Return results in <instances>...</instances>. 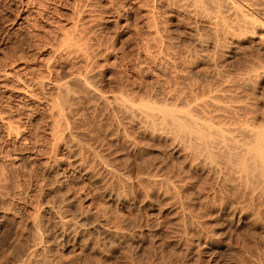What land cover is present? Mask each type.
Segmentation results:
<instances>
[{
  "label": "rangeland",
  "instance_id": "1",
  "mask_svg": "<svg viewBox=\"0 0 264 264\" xmlns=\"http://www.w3.org/2000/svg\"><path fill=\"white\" fill-rule=\"evenodd\" d=\"M211 1L201 5L214 20L200 19L194 0H0V69L10 71L0 76V115L17 127L9 134L0 122V264H264V193H256L259 187L247 188L234 176L226 182L197 160L196 169L194 156L175 149L172 141L153 139V127L141 128L113 104V95L121 92V98L137 104H171L169 95L175 93L186 106L215 94L220 104L240 105L243 118L252 116L248 119L260 124L264 27H246L225 1ZM242 6L264 22V0H245ZM210 22L220 32L210 29ZM78 74L112 103L70 85L73 92L80 90L72 102L64 101L67 123L84 147L80 152L62 138L65 148L57 151L51 106L62 98L53 82ZM66 147L73 150L70 156ZM94 153L108 168L93 160ZM74 156L85 159V166H78ZM145 172L170 182L155 186ZM115 196L125 203L114 201ZM201 234L228 249L187 254Z\"/></svg>",
  "mask_w": 264,
  "mask_h": 264
},
{
  "label": "bare ground",
  "instance_id": "2",
  "mask_svg": "<svg viewBox=\"0 0 264 264\" xmlns=\"http://www.w3.org/2000/svg\"><path fill=\"white\" fill-rule=\"evenodd\" d=\"M205 1H208L209 2V0H194V2L192 3V6H193V9L195 10V12L194 13H196V14H198V15H200L199 16V18L200 17H203V18H205V20L207 19V20H212L213 18H214V16H210V15H208L207 13H206V10L204 9L205 7H203L202 5H201V3L204 5L205 3H203V2H205ZM223 1H225L229 6H231V9H233L234 11H236L239 15H241L240 17H242L241 19H242V21H243V23H244V25L246 26V27H250V28H252V29H260V28H263L264 27V22L263 21H261V20H259V19H256V18H253L252 16H250V14L246 11V10H244L243 9V7L244 6H242L243 5V3L245 2V0H223ZM208 2H206V3H208ZM214 2V0H212L211 1V3H213ZM219 2H220V0H219ZM247 2V1H246ZM221 3H222V1H221ZM225 3V4H226ZM224 5V4H223ZM227 5V7H229ZM191 6V5H190ZM226 6V5H225ZM215 9H216V7H215ZM213 10V9H212ZM215 11V10H214ZM218 11V10H217ZM234 14H236V13H234ZM197 15V16H198ZM196 16V15H195ZM195 16L193 17L194 19H195ZM235 16V15H234ZM220 17V16H219ZM218 16L216 17V18H219ZM198 17H196V19H197ZM198 18V19H199ZM201 19V18H200ZM221 19V18H220ZM204 20V19H203ZM214 20V19H213ZM198 21V20H197ZM201 22V21H200ZM209 22V21H208ZM237 22V21H236ZM214 23H216V22H214ZM206 24V23H205ZM215 26H216V24H214ZM242 25V24H241ZM210 27H208V28H210V29H212V30H214L215 32H218L219 30V28H216V27H214V26H212V24H211V22H210V25H209ZM243 26V25H242ZM242 28H244V27H242ZM218 31H217V30ZM251 29V30H252ZM247 31H249V30H247ZM214 32V33H215ZM220 32V31H219ZM255 33V32H254ZM67 35V34H66ZM214 36H216V37H218L217 35H214ZM234 35H232V36H229L230 37V39H234L235 37H233ZM215 37V39H217ZM224 37H226V36H224ZM229 37H227V38H229ZM214 38V37H213ZM71 39V38H70ZM196 41H201L202 39L201 38H197L196 37ZM214 39V43L215 42H217V41H219V40H215ZM195 40V39H194ZM210 40H211V38H210ZM213 40V39H212ZM225 40H227V39H225ZM75 41V40H74ZM204 41V40H203ZM71 43H73V42H71ZM207 43V42H206ZM213 42H212V45L214 44ZM218 43V42H217ZM222 43V42H221ZM262 43V42H261ZM84 44V43H83ZM208 45H209V43H207ZM73 45V44H72ZM219 45V44H218ZM79 48V47H78ZM84 50V49H83ZM65 52V51H64ZM2 60V59H1ZM15 62V61H14ZM2 66V65H1ZM0 66V67H1ZM10 71H8L7 69H4V67H3V69H0V76H7L8 74H9V76H10V73H9ZM79 72V71H78ZM14 75V74H13ZM12 75V76H13ZM70 76V75H69ZM22 78V77H21ZM26 78V77H25ZM20 79V78H19ZM22 80V79H21ZM20 80V81H21ZM40 80H42L43 81V79H40ZM65 81H62V82H53L54 84V86H55V88H54V90L56 89L57 90V93H58V95L60 96V100H61V98H62V100H63V102H62V100L60 101V102H58L59 100H58V98H57V96L58 95H56L55 97H53L54 99L55 98H57L55 101L56 102H54L53 103V101H52V105L53 106H51L52 107V109L54 110V113L52 114V112H53V110L51 109V114H52V116L51 117H53V119L51 118V120H53V133H52V129H51V133H52V136H53V138L52 139H54V144L52 143V146L54 147L55 146V144H56V146L55 147H57V151L60 149H63L62 147H64V143H62V138H68V139H70V141H71V143L76 147V150L77 149H79L78 151H80L81 149H83V147H84V144H82V142L80 141V138H78V137H76L77 136V134H76V136L73 134V132H72V129L69 127V124L67 123L68 122V120H67V116H66V112H68L69 113V111H66L68 108H69V106H68V101L67 102H64L65 100H69V99H71V102H72V98H74V96H76L75 95V92L76 91H78L79 92V90H76L75 92H73L74 90L72 89L73 87H71L70 85H72L73 83L74 84H77V85H81L80 87L81 88H83V89H85L87 92H90L92 95L94 94L96 97H98L99 98V100L103 103V101L105 102L109 97H107L106 98V96L102 93V91H99V90H97V89H95L94 88V86H92L93 85V83H92V85H91V83L89 82V79L87 80V78H84L82 75L80 76V74H78V75H72L71 77H68V80H66V79H64ZM35 81V80H34ZM42 81H40V82H42ZM37 82V81H36ZM38 82H39V80H38ZM37 82V83H38ZM46 83V82H45ZM48 83H50V81L48 82ZM23 84V83H22ZM43 84V83H42ZM42 84L40 83L39 85H41L42 86ZM47 84V83H46ZM52 84V83H51ZM25 85V84H24ZM23 85V86H24ZM77 85L75 86V87H77ZM38 87V86H37ZM23 89H24V87H22ZM25 88H28V86H26ZM21 89V88H20ZM22 89V90H23ZM28 89H30V88H28ZM76 89H78V88H76ZM82 89V90H83ZM21 90V91H22ZM35 90V89H34ZM82 91L84 94H85V92L86 91ZM28 91V90H27ZM30 91H32V89L30 90ZM26 92V91H25ZM86 92V93H87ZM172 92V91H171ZM173 92H176L175 90H173ZM172 92V93H173ZM22 93V92H21ZM27 93H29V91L27 92ZM77 93V92H76ZM82 93V94H83ZM122 93V92H121ZM120 93V95H118L119 97H117V95H113L114 97L113 98H115V96H116V101H114L113 102V104L116 102L117 104H118V107L119 108H121L122 109V111L124 110V114L127 116V118L129 117L130 119H131V121L133 120V118L138 122L137 124L139 125L140 124V127L142 128L144 125H146V126H151V127H153L154 129L152 130L153 132L151 133L152 134V138H153V136H154V138L155 137H157V138H159L158 140H160V139H163L165 142L166 141H169L168 143H170L171 141L175 144V146L177 147V148H175V149H180V150H183L184 152H185V155H187V157H188V155H190V156H194L195 157V159H194V164L196 163V161L195 160H197L198 162L197 163H199V165H202L201 167H204L206 170H209L210 172H213V173H215V174H217L218 175V177L219 178H222L224 181L226 180V182L229 180L230 181V179H228V178H230L231 176H234V177H232V178H237V180L239 179L240 181L242 180V182L240 183V184H243L244 185V183L245 184H247V188H250L249 187V185H251V187L253 188L254 186H258L259 188L258 189H260L258 192H256L257 194L259 193V192H263L264 193V113L260 116V124H257L256 123V120L255 121H251V120H254V119H251L252 118V116H250V117H248V118H250L251 120H249L248 118H246L245 116L248 114H246V115H244L245 113L243 112V115H244V117L245 118H243L242 117V115H241V111H240V113L238 112V110L239 109H241L242 107L240 106V105H238V106H235V105H227V104H225V105H223V103L221 102V104H220V101H217L218 99L216 98V96H218V95H216L215 96V94H213L214 95V97H212L211 95H209V96H211V97H207V99H204V97L203 98H199V100L200 99H202V100H200V101H197V99L196 100H194V101H196L195 103H192L191 101V103L192 104H190V103H186L187 104V106L183 103V101H181L180 99H177V100H175V98L176 97H178V96H180V95H176L175 93L174 94H172V95H169L170 93H168V95L170 96V98L169 99H172V98H174V100L172 99V102H171V104L169 103V104H167L166 102V99H164V101H166L165 103L162 101V100H159V101H161V102H163V103H161V102H159V103H161V104H159V103H157V102H153V100H151L152 102H150V101H148L147 99H145V100H147V102H143V101H141L140 100V98L139 99H137V101H139L138 102V104H137V102H133V101H131V102H133V103H128L127 102V100H128V97L126 98L125 96V99H123V98H121V97H123V96H121V95H123V94H121ZM24 94V93H23ZM26 94V93H25ZM211 94V93H210ZM27 95V94H26ZM80 95V94H79ZM86 95V94H85ZM87 95H89L88 93H87ZM86 95V96H87ZM93 95V96H94ZM28 96H29V94H28ZM83 96V95H82ZM136 96V95H135ZM173 96V97H172ZM176 96V97H175ZM205 96V95H204ZM77 97V96H76ZM141 97V96H140ZM144 97V96H143ZM167 97V96H166ZM172 97V98H171ZM97 98V99H98ZM149 98H151L150 96H149ZM180 98L182 99V96H180ZM27 99V98H26ZM53 99V100H54ZM133 98H131V100H132ZM136 99V98H135ZM134 99V100H135ZM142 99V98H141ZM217 99V100H216ZM110 100V99H109ZM109 100H107V102L109 101ZM150 100V99H149ZM157 100V99H156ZM179 100V103L178 104H182L183 106H185V107H182V105L181 106H179V105H176V104H174V103H176L175 101H178ZM183 100V99H182ZM192 100V99H191ZM70 101V100H69ZM111 101V100H110ZM109 101V102H110ZM155 101V100H154ZM158 101V100H157ZM186 101V100H185ZM108 102V103H109ZM170 102V101H169ZM181 102V103H180ZM187 102V101H186ZM67 103V104H66ZM106 103V102H105ZM105 103H103V104H105ZM111 103H112V101H111ZM111 103H109V104H111ZM115 103V104H116ZM172 103L174 104V106L172 105ZM69 104H70V102H69ZM107 104V103H106ZM112 104V105H113ZM116 104V105H117ZM162 104H164V105H162ZM190 104V105H189ZM242 105V104H241ZM240 106V107H239ZM72 107V106H71ZM70 107V108H71ZM113 107H114V105H113ZM117 107V108H118ZM211 107V109L212 110H215V111H212L211 109H209V110H206L207 108H210ZM115 108H116V106H115ZM118 108V109H119ZM73 109V108H72ZM121 109H119V111H121ZM244 109V108H243ZM211 110V112L210 113H205V112H207V111H210ZM216 110L217 111H221L222 110V112H224V113H219V112H216ZM121 111V112H122ZM120 112V113H121ZM213 112H216V113H213ZM246 112V111H245ZM4 113V112H3ZM67 113V114H68ZM123 114V113H122ZM121 114V115H122ZM50 115V114H49ZM251 115V114H250ZM65 116H66V118H65ZM124 116V115H123ZM258 116V115H257ZM3 117L4 116H1L0 115V122H1V124H3L6 128H7V130L6 131H9V134L10 133H14V131L17 129V127L15 128L13 125H12V123H10V122H8V121H5V119H3ZM71 117V116H70ZM117 117V116H116ZM125 117V116H124ZM128 118V119H129ZM253 118H256L255 116L253 117ZM118 119V118H117ZM10 120V119H9ZM257 120L259 121V119L257 118ZM134 121V120H133ZM71 122V121H70ZM119 122V121H118ZM15 123V122H14ZM120 123V122H119ZM118 123V124H119ZM133 123V122H132ZM134 123H136V122H134ZM50 124H51V122H50ZM143 126H142V125ZM158 124V125H157ZM52 125V124H51ZM137 125V126H138ZM16 126V125H15ZM145 126V127H146ZM155 126V127H154ZM119 127H120V125H119ZM139 127V126H138ZM147 127V128H148ZM121 128V127H120ZM3 129V128H2ZM119 129V128H118ZM151 129V128H150ZM149 129V130H150ZM4 130V129H3ZM125 130V129H124ZM149 130H147V131H149ZM74 131V130H73ZM140 131H143L142 129L140 130ZM145 131V130H144ZM151 131V130H150ZM5 132V131H4ZM119 133V132H118ZM145 132H143V134H144ZM7 134H8V132H7ZM8 134V135H9ZM142 134V135H143ZM145 134H147V133H145ZM144 134V135H145ZM148 134H149V132H148ZM7 135V136H8ZM11 136V135H10ZM148 137H150L149 135H147ZM146 136V137H147ZM51 137V136H50ZM127 137V136H126ZM153 138V139H154ZM156 138V139H157ZM127 139V138H126ZM155 139V140H156ZM65 140V139H64ZM157 140V141H158ZM52 141V140H51ZM171 142V143H172ZM162 143H164V142H162ZM168 143H167V145L166 146H168ZM170 145H172V144H170ZM90 146V145H89ZM173 147V146H172ZM65 148V147H64ZM67 148V147H66ZM174 148V147H173ZM85 149H87V148H85ZM92 149V148H91ZM174 149V150H175ZM67 151L69 150L68 148L66 149ZM66 150H64L65 151V153H66ZM70 151H73V150H69V152H67L68 153V155L70 156ZM77 151V152H78ZM82 151V150H81ZM80 151V152H81ZM171 151H173L172 149H171ZM183 151H180V152H183ZM76 151L74 150V153H75ZM79 152V153H80ZM91 152V151H90ZM92 152H94V151H92ZM176 152V151H175ZM174 152V153H175ZM177 152H179L178 150H177ZM177 152H176V154H177ZM54 153H56V151L54 150ZM59 153V152H58ZM61 153H62V151H61ZM72 153V152H71ZM74 153L71 155L72 157H73V155H74ZM63 154H64V152H63ZM82 154V153H81ZM80 154V155H81ZM175 154V155H176ZM180 154V153H179ZM184 154V153H183ZM183 154H182V156H183ZM65 155V154H64ZM67 155V156H68ZM90 155H92V154H90ZM100 154H96V153H94L93 154V160L95 159L97 162H98V164L100 165L101 164V168H108V166H107V164L105 163V161L102 159V157L101 156H99ZM63 156V155H62ZM68 156V157H69ZM177 156V155H176ZM54 157V156H53ZM61 157V156H60ZM71 157V158H72ZM76 156H74V158H75ZM78 158H79V156H77ZM76 157V158H77ZM83 157V156H82ZM91 157V156H90ZM186 157V156H185ZM184 157V158H185ZM52 158V157H51ZM55 158V157H54ZM57 158V157H56ZM66 158V157H65ZM70 158V157H69ZM68 158V159H69ZM71 158L69 159L70 161H75L73 158V160H71ZM75 158V159H76ZM87 158V157H86ZM181 158V157H180ZM183 158V159H184ZM63 160H64V157L62 158ZM83 158H79V159H77V162L79 163V165L77 164V162H76V167H77V165L78 166H80V167H84L85 165H84V163H83V160H85V159H83ZM55 160V159H54ZM53 160V161H54ZM61 160V159H60ZM59 160V161H60ZM186 160V159H185ZM190 160V159H189ZM192 160V159H191ZM190 160V161H191ZM62 161V160H61ZM86 161H87V159H86ZM55 162V161H54ZM57 162V161H56ZM64 163H65V161H63ZM95 162V161H94ZM187 162H188V159H187ZM192 162V161H191ZM63 163V164H64ZM74 163V162H73ZM96 163V162H95ZM60 164V163H59ZM67 164V163H66ZM188 164V163H187ZM48 165H50V164H47V166ZM62 165V164H61ZM68 165L70 166V165H72V164H69L68 163ZM199 165L197 166L198 168H199ZM73 166H74V164H73ZM87 166V165H86ZM103 166V167H102ZM188 166H190V164L188 165ZM192 168H193V163H192ZM190 166V167H191ZM195 166V168H196V164L194 165ZM48 167H50V171L52 172L53 171V166H48ZM47 167V168H48ZM55 168H56V166H54ZM189 167V168H190ZM77 168H79V167H77ZM86 168V167H85ZM91 168V167H90ZM89 167H88V171H90L91 169H90ZM188 168V169H189ZM49 169V168H48ZM47 169V170H48ZM93 169V168H92ZM197 169V168H196ZM195 169V171H198V170H196ZM202 169V168H201ZM204 169V170H205ZM109 172H111V171H113V169L111 170V169H107ZM149 170V169H148ZM190 171L192 170V169H189ZM87 171V170H86ZM85 171V172H86ZM195 171H193V172H195ZM200 171V170H199ZM48 172V171H47ZM46 172V173H47ZM54 172V171H53ZM56 172V171H55ZM92 172V171H91ZM201 172V171H200ZM205 172V171H204ZM96 173V172H95ZM94 173V174H95ZM49 174V173H48ZM90 174V173H89ZM93 174V175H94ZM117 174H119V173H117ZM147 173L145 172V178H147V180H148V182H149V180H151L153 183H155V186L158 184L159 186L160 185H165V184H168L169 182H168V180L166 179V178H161V177H158V176H153V177H151L152 175H146ZM212 174V173H211ZM92 175V174H91ZM90 175V176H91ZM96 175V174H95ZM95 175H94V177H95ZM158 175V174H157ZM162 175V174H161ZM166 175V174H165ZM207 176V175H206ZM140 177H142V176H140ZM139 177V178H140ZM93 177H91V179H92ZM210 178V177H209ZM212 178V177H211ZM94 179V178H93ZM221 179V180H222ZM228 179V180H227ZM96 180V179H95ZM94 180V181H95ZM98 180V179H97ZM96 180V181H97ZM118 180V179H117ZM142 180H143V178H142ZM222 180V181H223ZM235 180V179H234ZM238 180V181H239ZM243 180H245L244 181V183H243ZM95 181V182H96ZM150 181V182H151ZM216 181V179L214 180V182ZM220 181V180H219ZM218 181V183H220ZM238 181H236L237 183L236 184H238V185H240L239 183H238ZM98 182V181H97ZM147 182V183H148ZM149 182V183H150ZM191 182L192 181H190V184H191ZM208 182V181H207ZM226 182H223V184H225ZM233 182V181H232ZM232 182H231V184H232ZM235 182V181H234ZM148 183V184H149ZM186 183H188L189 184V182H186ZM193 183V182H192ZM194 184V183H193ZM222 184V183H221ZM230 184V185H231ZM140 185V184H139ZM144 185V184H143ZM150 185V184H149ZM152 185L153 184H151V187H152ZM171 185V184H170ZM169 185V186H170ZM184 184H182V186H183ZM186 185V184H185ZM226 185H229V182H228V184H226ZM229 185V186H230ZM234 185V184H233ZM253 185V186H252ZM107 186V185H106ZM154 186V187H155ZM168 186V185H167ZM169 186H168V188H169ZM172 187H173V185H171ZM171 186H170V188H171ZM192 186V185H191ZM211 186V185H210ZM223 186V185H222ZM225 186V185H224ZM235 186H237V185H235ZM151 187H150V189H151ZM165 187V186H164ZM163 187V188H164ZM213 187V186H212ZM238 187V186H237ZM239 187H241V186H239ZM245 187V186H244ZM244 187H242V188H240L241 190H243V188ZM156 188V187H155ZM161 188V187H160ZM159 188V189H160ZM167 187H165V189H166ZM227 188H228V186H227ZM231 189H233V188H236V187H230ZM255 188V187H254ZM143 189V188H142ZM146 189V188H145ZM154 188H152V190H153ZM158 189V188H157ZM174 189V188H173ZM239 189V190H240ZM257 189V190H258ZM107 190V189H106ZM110 190H112V189H110ZM109 190V191H110ZM163 190V189H162ZM168 190H170V189H168ZM167 190V191H168ZM177 190V189H176ZM245 190H247L246 188L244 189V191ZM108 191V190H107ZM148 191V190H147ZM155 191H157L156 189H155ZM160 191H161V189H160ZM233 191V190H232ZM255 191V190H254ZM106 192V191H105ZM153 192V191H152ZM158 192H159V190H158ZM158 192H154V193H158ZM163 192H165V190H163L162 191V193ZM171 192H173L172 194H174V190L172 191L171 190ZM170 191H169V193H171ZM234 192H235V190H234ZM238 192V191H237ZM247 192V191H246ZM250 194H251V192H250V189H249V191H248ZM247 192V193H248ZM108 193V192H107ZM115 193V192H114ZM148 193H149V191H148ZM175 193H176V191H175ZM2 194V193H1ZM109 194L111 195V196H114V195H112L110 192H109ZM122 194V193H121ZM253 194V193H252ZM255 194V193H254ZM261 194V193H260ZM119 195V194H118ZM150 195H153V194H151V191H150ZM162 195V194H161ZM164 195V194H163ZM171 195V194H170ZM263 196H264V194H262ZM261 195V196H262ZM81 196V195H80ZM84 196V195H83ZM168 196V195H167ZM252 196V195H251ZM257 196V195H256ZM259 196V195H258ZM262 196V197H263ZM71 197V196H70ZM82 197V196H81ZM86 197V196H85ZM116 197V196H115ZM151 197V196H150ZM153 197L155 198L156 196H154L153 195ZM165 197H166V193H165ZM174 197H176V195H173V198ZM227 197V196H226ZM232 197V196H231ZM261 197V198H262ZM84 197H82V199H83ZM112 198L113 197H111V200H112ZM170 198V197H169ZM254 198V197H253ZM84 200H86V199H84ZM117 201V202H119V203H125V200L126 199H124L123 197H116L115 199H114V201ZM172 200V199H171ZM170 200V201H171ZM225 200H226V198H225ZM238 200V199H237ZM237 200H236V202H237ZM173 201V200H172ZM174 201H177V199L175 198L174 199ZM180 201V200H179ZM253 201V200H252ZM116 202V203H117ZM255 202V201H254ZM85 203H86V201H85ZM88 203V202H87ZM115 203V202H114ZM115 203V204H116ZM127 203V202H126ZM174 203V202H173ZM175 203H177V202H175ZM181 203V202H180ZM227 204H229L228 202H226ZM89 204H91V203H89ZM128 204V206H129V203H127ZM120 205V204H119ZM131 205V204H130ZM177 205V204H176ZM222 205H224V204H222ZM121 206H123V205H121ZM127 206V205H126ZM221 206V205H220ZM229 206V205H228ZM93 207V206H92ZM88 208H90L89 207V205H88ZM236 208V207H235ZM244 208V207H243ZM242 207L240 208L241 210L243 209ZM230 209H231V207H230ZM233 209V208H232ZM238 208H236V209H233V210H237ZM245 209V208H244ZM243 209V210H244ZM99 210V209H98ZM233 210H231L232 212H233ZM241 210H239V212L241 211ZM246 210V209H245ZM238 211V210H237ZM182 212V211H181ZM185 212V211H184ZM243 212V211H242ZM244 212H246V211H244ZM249 212V211H248ZM234 214V213H233ZM238 214V213H237ZM250 214V213H249ZM239 215H240V213H239ZM183 216V215H182ZM246 216V215H245ZM192 217V216H191ZM247 218H248V216H246ZM250 217V216H249ZM253 216L251 215V218H252ZM37 218L39 219V217L37 216ZM245 218V217H244ZM250 218V219H251ZM255 218V217H254ZM253 218V219H254ZM231 219V218H230ZM240 219V218H239ZM257 219V218H256ZM232 220V219H231ZM33 221V220H32ZM36 221V220H35ZM34 221V224H35V226L37 225L36 224V222ZM228 221V223H229V220H227ZM37 222H39V220L37 221ZM65 222V221H64ZM226 222V221H225ZM233 222V221H232ZM250 222V221H249ZM67 223H69V222H67ZM255 223V222H254ZM258 223V222H257ZM256 223V224H257ZM32 224V223H31ZM71 226H74L73 225V223L71 224V223H69ZM226 224V223H225ZM231 224H233V223H230V225ZM228 225V224H227ZM229 225V226H230ZM34 226V225H33ZM78 226V225H77ZM40 227V226H39ZM71 229H73V228H71ZM76 230V229H75ZM74 230V231H75ZM117 232V231H116ZM121 232V231H120ZM40 233V232H39ZM122 234V233H121ZM117 235V234H116ZM200 235V234H199ZM196 236V237H198V238H196L195 240L193 239V244L191 245V247H189L187 250H185L186 251V253L187 252H189V253H187V254H198V250H202V251H204L203 253H206V252H208V254H216L217 253V249H219V248H227L228 249V246L226 247V246H223V247H221L220 245H218L217 243H216V241L214 240V237L211 235V236H209L208 235V237H207V235L206 236H203V234H201L202 236ZM40 236V235H39ZM104 240V239H103ZM130 240V239H129ZM219 240V239H218ZM133 241V240H132ZM221 241V240H220ZM133 242H135V241H133ZM54 244V243H53ZM137 244V243H136ZM138 245H140V244H138ZM137 246V245H136ZM220 246V247H219ZM50 247V245L48 246V248ZM84 247V246H83ZM139 247V246H138ZM230 249H231V247H229ZM50 250H52V247L51 248H49ZM139 249V248H138ZM183 249V248H182ZM181 249V250H182ZM185 249V248H184ZM226 249V250H227ZM228 250V251H230L231 252V250ZM55 250V249H54ZM53 250V251H54ZM46 251V250H45ZM200 251H199V254H200ZM223 251H224V249H223ZM52 251H50V253H51ZM56 252V251H55ZM54 252V253H55ZM184 252V251H183ZM221 252H222V250H221ZM226 252V251H225ZM202 253V254H203ZM229 253V252H228ZM53 253H51L50 255H52ZM198 254V255H199ZM201 254V255H202ZM56 255H57V253H56ZM214 255H211V256H214ZM218 255V254H217ZM54 257H55V255H53ZM58 256V255H57ZM56 256V257H57ZM205 256V255H204ZM209 256V255H208ZM219 256V255H218ZM216 257V256H215ZM214 257V259H216ZM27 258H28V260L30 261L31 259H29V257L27 256ZM33 258V257H32ZM57 258H59V257H57ZM208 259H210L211 260V258L209 257ZM32 261V260H31ZM25 262V261H24ZM96 262V261H95ZM230 263V262H229ZM231 263H233V262H231ZM236 262H234V264H235ZM237 264V263H236Z\"/></svg>",
  "mask_w": 264,
  "mask_h": 264
}]
</instances>
